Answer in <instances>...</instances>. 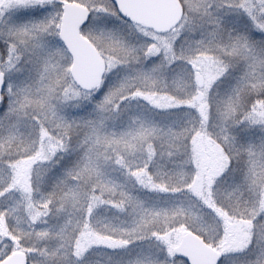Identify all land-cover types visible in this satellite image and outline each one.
Wrapping results in <instances>:
<instances>
[{
  "label": "snow or ice",
  "instance_id": "6c2138e0",
  "mask_svg": "<svg viewBox=\"0 0 264 264\" xmlns=\"http://www.w3.org/2000/svg\"><path fill=\"white\" fill-rule=\"evenodd\" d=\"M0 264H264V0H0Z\"/></svg>",
  "mask_w": 264,
  "mask_h": 264
}]
</instances>
